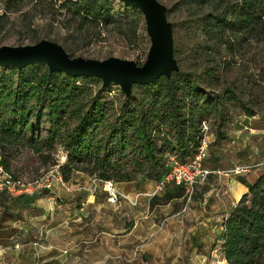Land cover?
Wrapping results in <instances>:
<instances>
[{"label":"trees","instance_id":"obj_1","mask_svg":"<svg viewBox=\"0 0 264 264\" xmlns=\"http://www.w3.org/2000/svg\"><path fill=\"white\" fill-rule=\"evenodd\" d=\"M29 1L5 0L0 29L8 23L11 12L21 11ZM188 3L200 26L201 52L216 46L231 53L252 40L264 46V0ZM58 9L68 23L80 27L115 23L137 35V8L123 20L113 15L109 0H64ZM0 67L6 69L0 76V165L10 172L15 153L25 148L42 165L58 164L65 181L76 171L100 180L130 181L133 170L119 162L128 152L158 182L167 170L161 162L166 154L181 162L189 159L202 136L205 120L200 117L220 114L223 100L231 99V90L212 96L204 87L218 81L214 69L220 66L211 60L197 75L178 69L169 77L162 75L150 83L134 84L130 95L123 94L112 118L108 102L93 92L100 83L102 90L107 89L97 77L51 72L44 63L20 69ZM44 122L47 128L42 127ZM160 136L162 143L158 145ZM57 145L67 153L63 163L54 160ZM115 155L118 158H113ZM237 180L246 185L247 191L222 218V256L227 264H264V174L252 183L241 176ZM176 189L174 193L181 196L183 188Z\"/></svg>","mask_w":264,"mask_h":264},{"label":"rangeland","instance_id":"obj_2","mask_svg":"<svg viewBox=\"0 0 264 264\" xmlns=\"http://www.w3.org/2000/svg\"><path fill=\"white\" fill-rule=\"evenodd\" d=\"M62 1L64 0H32L24 5L21 11L11 12L8 23L0 29V44L16 46L32 44L40 39H49L61 44L73 56L96 59L116 56L134 60L137 64L144 62L150 40L141 12L137 35L133 36L129 30L121 25L116 26L115 23L106 26L85 24L82 27L68 23L64 14L58 9ZM159 1L167 7V19L172 23L174 57L179 70L197 75L207 61L211 60L213 64L220 66L219 69H214L218 81L209 87L205 85L204 87L212 96L231 90V99L223 100L220 114L209 113V115L200 117L209 125L210 133L208 154L203 160L204 165L226 169L242 164L249 166V170L241 177L264 174V46L252 40L249 44L231 53L220 51L216 46L210 47L206 50L207 52H201V48L198 47L202 40L200 26L188 0ZM4 2L5 0H0V13L3 11ZM109 4L113 15L121 20L132 15L135 9L120 0H109ZM78 27L80 29H76ZM2 72H6V69L0 67V76ZM101 88L103 87L100 83L94 86L93 92L103 96V100L108 102L109 118H112L115 112H118L124 93L115 84L108 85L106 90ZM248 112L253 115L248 116ZM42 127L47 128L48 123L44 122ZM160 138L161 136L157 140L158 145L162 143ZM167 155L169 154H166L161 161L164 164L171 154ZM53 157L55 162L63 163L67 153L57 145ZM113 158L116 159L118 156L115 155ZM119 162L124 165L125 169L134 172L130 181H115L117 188L123 194L127 196L139 194L138 201L140 198L145 199L146 204H148V198L152 197L150 203L152 201L153 203H149L148 207L151 208L152 204L157 203L161 210L162 220L171 212L174 213L171 211L165 215L164 204L168 199V193L173 192L171 196L177 197L174 193L177 191L175 185L169 183L163 190L156 191L155 175L148 174L145 165L144 167L137 165L130 153L126 152ZM51 167L52 165L49 164L42 165L30 150L20 148L12 159L10 172L27 182L40 178ZM237 177L212 175L206 184L196 188L187 206H185L186 198L182 190V197L173 201V209L179 212L180 219L185 218L186 215L189 216V211L193 212L188 219V225L191 228L196 223V216L201 207L211 209V205H216L219 208L217 212L224 211L221 208H224L226 194H223L221 190H226L228 182L237 180ZM91 178L95 179L87 173L76 171L71 174L65 186L52 182L50 188L42 189L32 195L12 196L6 191H0V264H34L39 250H35L33 245H21V241L26 240L27 237L24 228L28 229L30 226L36 228L40 222L45 220L43 217L38 220L34 219L36 210L37 216L44 215L40 210H46L44 207H34L32 204L35 199L36 204H44V198L52 197L51 207L46 208L50 211L48 220L53 231L51 237L54 242H61L64 238L75 241L77 235L74 230L80 223L77 218L78 212L79 215L82 212L79 210L82 195L92 193H95L98 201L95 207L93 204L87 205L86 203L87 206L84 209L85 225L89 227L88 236L94 235L93 226L99 230L114 224V235L118 240L122 239V233L131 227L126 219L130 216V210L123 203L126 200L122 197L119 203L108 204L104 199L107 194L101 189L99 182ZM240 195L241 190L239 189L235 197L239 199ZM24 196L34 197L31 205L29 198H22ZM203 198L206 199L205 203H203ZM126 203L129 205L128 201ZM184 207L186 208L185 215L182 212ZM131 209L139 211V204ZM108 215L113 218L111 224L107 223ZM67 230L68 232H65ZM214 235V233L211 234L209 240H213ZM43 239L42 232H38L33 240L38 243ZM192 241L196 240L192 239ZM16 243L18 244L15 245ZM140 243V239H136L132 246L135 247ZM133 249L131 256L126 259L127 262L143 264L138 259L139 248ZM77 252V249H73L72 255L76 256ZM48 253L55 255L60 251L51 249ZM39 256L42 255L39 253Z\"/></svg>","mask_w":264,"mask_h":264},{"label":"crops","instance_id":"obj_3","mask_svg":"<svg viewBox=\"0 0 264 264\" xmlns=\"http://www.w3.org/2000/svg\"><path fill=\"white\" fill-rule=\"evenodd\" d=\"M258 176L248 175L243 178L246 182L252 183ZM239 189L241 195L247 191L246 185L237 180L228 182L226 190H221L223 194H226L224 208H221L224 211L217 212L219 208L216 205H211V209L201 207L196 216V223L191 228H189L188 219L193 212L189 211V216L186 215L185 218L180 219L179 212L175 211L172 206L173 201L182 196H171L166 200L164 204L165 215L171 211L174 213L171 212L168 217L162 220L160 217L161 210L157 203L152 204L151 208L148 207L152 197L148 198V204H146L145 199L140 198L138 201L139 194L128 195L133 200L137 196L135 205L139 204L140 210L133 211L131 208L135 205L131 206L132 204L129 203L128 205L126 201L123 202L130 210V216L126 219L131 227L122 233V239L119 240L114 235V224L99 230L93 226L94 235L88 236L89 227L85 225L84 209L88 204H93L95 207L98 201L95 193L82 195V203L79 208L82 212L80 215L78 212L77 218L80 223L74 230L77 235L75 241L64 238L61 242H54L53 237H51L53 231L48 220L50 211L46 208L51 207L52 197L44 198V204H36L37 200L35 199L32 205L44 207L46 210L39 209L40 212L44 213V215L41 214L42 216H37L36 210L34 219L38 220L43 217L45 220L40 222L36 228L31 226L28 229L24 228L27 237L26 240L21 241V245H33L35 250H39L42 256H39L37 252L34 264H130L131 262H127L126 259L131 256L133 248H139L138 259L143 264H227L221 252V222L222 218L238 201L235 193ZM22 198H29L30 204L34 197L24 196ZM104 199L107 202V195ZM203 201L205 203L206 199L203 198ZM108 216L107 223L111 224L113 218L111 215ZM38 232H42L44 239L37 243L33 239ZM213 233L215 234L213 240H209ZM187 238L189 240H186ZM136 239H140L141 243L133 247L132 243ZM192 239L196 241H192ZM75 246L77 248H74ZM51 249H57L60 253L49 255L48 252ZM73 249L78 251L76 256L72 255ZM143 260L146 262H142Z\"/></svg>","mask_w":264,"mask_h":264},{"label":"water","instance_id":"obj_4","mask_svg":"<svg viewBox=\"0 0 264 264\" xmlns=\"http://www.w3.org/2000/svg\"><path fill=\"white\" fill-rule=\"evenodd\" d=\"M120 1L143 14L150 45L142 64L116 56L103 59L70 56L61 44L40 39L25 45L0 44V66L20 69L25 65L44 63L51 72L94 76L103 86L118 85L126 96L132 93L134 84L150 83L162 75L169 77L179 65L174 57L172 23L167 19V7L159 0Z\"/></svg>","mask_w":264,"mask_h":264},{"label":"built area","instance_id":"obj_5","mask_svg":"<svg viewBox=\"0 0 264 264\" xmlns=\"http://www.w3.org/2000/svg\"><path fill=\"white\" fill-rule=\"evenodd\" d=\"M202 136L197 146L196 152L186 161L181 162L176 156L170 155L165 162L167 170L162 178L156 182V191L163 190L169 183L180 186L184 190L187 206L198 186L206 184L210 176H241L248 172L249 166L236 164L230 168L208 167L204 165L203 160L207 157L209 146V126L202 122ZM98 181L101 189L107 194V202L110 204L119 203L120 198H124L130 204L135 205L136 198L131 199L123 194L112 180ZM52 182L59 183L65 186L66 181L63 179L62 173L58 164L53 165L46 170L40 178H35L31 181H24L19 177H14L13 174L0 165V191H6L12 196L32 195L42 189L51 187ZM184 207L182 212L186 214Z\"/></svg>","mask_w":264,"mask_h":264}]
</instances>
